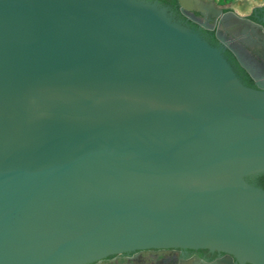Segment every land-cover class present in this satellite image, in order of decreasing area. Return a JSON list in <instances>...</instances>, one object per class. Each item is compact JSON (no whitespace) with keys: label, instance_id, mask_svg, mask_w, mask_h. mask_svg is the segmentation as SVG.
<instances>
[{"label":"water","instance_id":"1","mask_svg":"<svg viewBox=\"0 0 264 264\" xmlns=\"http://www.w3.org/2000/svg\"><path fill=\"white\" fill-rule=\"evenodd\" d=\"M262 173L264 89L159 0H0V264H264Z\"/></svg>","mask_w":264,"mask_h":264},{"label":"flooded vegetation","instance_id":"2","mask_svg":"<svg viewBox=\"0 0 264 264\" xmlns=\"http://www.w3.org/2000/svg\"><path fill=\"white\" fill-rule=\"evenodd\" d=\"M204 1L213 5L205 16L184 14L178 0L163 5L176 20L219 48L244 85L264 89V0ZM225 257V253L207 248H144L85 264H221ZM232 263L238 264L235 260Z\"/></svg>","mask_w":264,"mask_h":264},{"label":"trees","instance_id":"3","mask_svg":"<svg viewBox=\"0 0 264 264\" xmlns=\"http://www.w3.org/2000/svg\"><path fill=\"white\" fill-rule=\"evenodd\" d=\"M162 3L168 1V0H160ZM222 2H226L229 0H220V3ZM247 180H249L252 183H255L256 185L264 188V173L256 175L254 177H248Z\"/></svg>","mask_w":264,"mask_h":264},{"label":"rangeland","instance_id":"4","mask_svg":"<svg viewBox=\"0 0 264 264\" xmlns=\"http://www.w3.org/2000/svg\"><path fill=\"white\" fill-rule=\"evenodd\" d=\"M160 1V0H159ZM161 2V1H160Z\"/></svg>","mask_w":264,"mask_h":264}]
</instances>
